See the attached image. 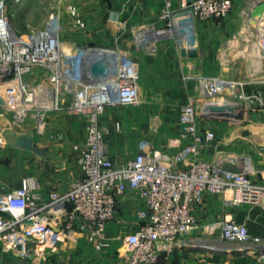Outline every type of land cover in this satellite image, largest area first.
I'll use <instances>...</instances> for the list:
<instances>
[{
    "label": "built area",
    "instance_id": "obj_1",
    "mask_svg": "<svg viewBox=\"0 0 264 264\" xmlns=\"http://www.w3.org/2000/svg\"><path fill=\"white\" fill-rule=\"evenodd\" d=\"M20 1L0 0V56L13 54L10 61L0 59V79L18 78L22 98H28L29 107L34 105L42 111L35 115L38 126L43 128L45 113H64L83 119L85 136L73 145L79 173L65 191L52 190L47 199H42L37 193L38 178L25 175L19 186L0 193V211L5 213L0 214V253L39 263L82 233L97 251L117 241L122 264H170L174 247L187 243L186 236L200 228L196 208L207 194H221L228 207L264 208V183L252 179L250 169L236 170L217 160L198 159L201 147L215 138L212 130L198 126L200 112L210 103H229L228 99H215L227 89L246 108L256 100L263 104L259 90H249L247 81L198 76L196 94H189L180 107V133L168 139L167 148H155L143 140L133 158L117 163L105 143L107 128L101 118L107 107L138 103L141 89L137 61L115 47L70 45L62 39L66 27L60 8L49 13L42 29L19 33L6 8ZM161 1L162 25L150 22L132 29L137 48L150 49L163 33L173 38L179 28L175 18L186 11L189 20L180 21V27L186 22L191 25L197 20L224 18L234 4L233 0H178L176 9V0ZM259 2L264 0L251 2L241 14L253 25L256 44L264 51V9L254 23L250 22V12ZM66 12L73 18L74 28H85L73 4L66 6ZM26 76H31V83L26 82ZM202 92L214 101L199 104L196 97ZM4 144L0 134V149ZM127 192L141 200L142 208L136 212L140 224L128 234L109 237L107 224L117 215L119 197ZM207 226L211 232L219 231L227 242L260 240L251 237L244 222L229 215Z\"/></svg>",
    "mask_w": 264,
    "mask_h": 264
},
{
    "label": "crops",
    "instance_id": "obj_2",
    "mask_svg": "<svg viewBox=\"0 0 264 264\" xmlns=\"http://www.w3.org/2000/svg\"><path fill=\"white\" fill-rule=\"evenodd\" d=\"M45 1L44 20L43 17H36L30 9L31 15L28 18L33 27H43L41 23H45L49 13L60 8L62 22L66 27L62 39L70 45L115 47L133 58L138 63L141 92L144 91L146 99L155 102L175 101L182 105L189 94H196L198 76L215 75L224 79L225 75L226 78L236 81L242 78L244 73L241 70L244 63L247 64V60L233 58V55L243 52L244 46L255 37V30L254 32L242 29L224 30V23H228L227 26L230 27L232 24L230 16L238 14L235 8L241 13L242 9L247 10L251 2L258 0H233L234 9L224 18L197 20L194 22L195 30L190 28L192 26L190 23H186L190 26L187 43L183 42L181 30L178 29L174 36L178 47L174 45L173 38L163 37L157 47L151 50L135 46L132 29L150 22L156 26L162 25V21L159 20L161 0ZM68 4H73L77 8L79 16L85 23L84 29L78 30L73 27V18L66 12ZM179 4L180 2L176 0L173 7L177 9ZM240 16L243 24L244 17L242 14ZM234 32L237 35L236 39H233ZM191 48L197 50V56L188 57L182 54L183 49L187 53ZM255 86L256 83L251 87L248 85V89H254ZM165 87H170V91ZM262 88L264 89V86ZM117 107L105 111L101 120L107 128L105 143L111 158L117 163H123L138 152L140 141L149 133V126L143 125L147 122L146 109ZM61 114L64 116L56 114L53 118L55 121L49 124L55 123L61 128L69 141L67 139L64 143L40 144L39 147L44 151L41 155L35 154V159L28 157L26 152L30 150L26 148H21L24 153H19L14 146L0 152V193L19 186L20 179L25 175L38 178L40 187L37 193L42 199H47L48 193L52 190L65 191L68 188L71 180L79 173L78 163L66 157V151L70 147L68 143L73 145L80 143L85 136V129L81 117ZM178 114L179 112L170 117V121L174 118L171 128L160 125L161 135L153 139L155 148H167L168 139L179 135ZM65 116L71 120H62ZM116 123L119 125L118 128ZM198 126L215 133V138L201 147L198 159L217 160L222 165L236 170L250 169L249 176L264 183V151H259L264 147V129L224 125V120L212 119H202ZM247 132L249 134L245 136ZM53 157L57 161H53ZM140 208L141 200L133 192L120 196L117 215L107 224V235L115 238L134 231L140 224L136 216ZM196 214L201 226L190 233L194 237L196 234L207 235L206 232H211L207 226L209 223L218 222L225 215H229L238 222H244L251 237H259L260 240L256 242L250 238L246 242H229L221 249L223 252L221 254L212 251L211 247L204 243L187 242L185 244L191 247L182 244L174 247L170 254V264H264L263 207L248 205L228 207L223 203L221 194H207L203 203L197 206ZM117 249L118 242L113 240L108 247L97 251L82 233H78L74 239L60 245L47 259L50 261L49 264H122ZM10 259H12L10 256L0 253V264H7ZM17 260L20 261L11 264L28 262L23 259Z\"/></svg>",
    "mask_w": 264,
    "mask_h": 264
},
{
    "label": "rangeland",
    "instance_id": "obj_3",
    "mask_svg": "<svg viewBox=\"0 0 264 264\" xmlns=\"http://www.w3.org/2000/svg\"><path fill=\"white\" fill-rule=\"evenodd\" d=\"M45 0H21L19 3L16 4H8L6 8V12L10 16L11 23L13 27L19 32V33H31L32 31L35 30H40L44 27L45 23H41L43 27H33V25L30 24L29 21V16L31 15V10L33 11V14L36 17H43L44 20V15L45 13ZM31 9V10H30ZM234 8H232L231 12L233 11ZM236 14L235 16L232 15L230 16L232 24L230 27L227 26L226 23H224V30H244L246 32H254V29L245 21L243 20V24H241L242 17L240 16V10L236 9ZM230 12V13H231ZM46 22V21H45ZM40 24V25H41ZM63 25H65L63 23ZM191 29L195 30V25L191 24ZM38 26V25H37ZM169 33H163L160 35V39L153 44L150 48L154 49V47H157L159 44V41L163 39V37H169ZM236 32L233 33V39H236ZM174 39V45L178 47L177 39L173 37ZM238 40V39H237ZM225 55V53H224ZM233 58H238V59H243L247 60V64L244 63V68L241 70V72L244 73V76L237 81H247L250 87L256 83L257 86L255 88H251L249 90H259L260 93L262 94V100L264 101V89L262 88L264 86V51L261 50L255 41V37L252 38V41L246 44L244 46V51L241 53H236L233 55ZM250 62V64H249ZM0 63H3V61L0 60ZM38 73H41L38 71ZM12 78V76H8L6 78L0 79V134L1 131L5 128H10L18 133L21 134H26L32 139V144L34 146H38L40 144L44 143H53V142H59V143H64L65 141L67 142V136L63 132L61 128H58V126L55 125V123H50L49 122H54L55 120L53 119L54 116L57 114L59 115L58 112H47L43 116V128H41L39 125V121L36 120V116L38 113L42 114V111L39 110L38 108H35L34 105L29 107V110H26L24 114L22 115V118L24 119H17L15 115V111L12 109V103H11V98H9L8 91H5L6 88H10V86L7 85L8 81ZM228 78L225 77L224 75V80ZM32 78L31 76H26V82L31 83ZM236 81V80H233ZM150 88V87H149ZM167 91L169 90L170 87H165ZM164 88V89H165ZM170 91V90H169ZM229 89L225 90L224 93H220L219 95L215 96V99H228L229 103H232L236 106L239 107V110L237 112L233 113H238V116H233L234 114L227 113L226 115L228 116L227 120H224V125H230V126H237V127H249V128H262L264 129V103L261 104L258 100L252 104L250 108H246L244 103L238 104L236 99L233 97V95H230ZM12 92V91H10ZM224 94V95H223ZM197 100L199 104H203L205 101L206 102H213L212 97H208L202 92L199 94L197 97ZM223 107H228L226 102L221 103L219 106ZM180 103L175 102V101H164V102H155V101H150V99H146L144 96V91H140V99L136 105H130V106H118L117 108L119 109H129V108H144L146 109L147 113V122H145L143 125H148V135L144 137L141 141H148L151 145L153 144V139L155 137H158L161 135V126H170L173 124L174 118L171 120L170 117H173L174 114L179 112L180 108ZM113 107H107V110L112 109ZM231 111V110H229ZM37 114V115H36ZM36 115V116H35ZM61 116H64L63 114L60 113ZM34 116V117H33ZM62 120L67 121L71 120L68 117H62ZM202 120V119H200ZM56 126V127H54ZM166 126V127H167ZM50 131V132H49ZM248 131V130H247ZM249 133H245V136H247ZM2 135V134H1ZM5 140V138H4ZM69 141V139H68ZM70 144L69 149L66 151L67 155L66 157L70 159L71 161H75L78 163V154L77 151L73 148V143H68ZM10 145L6 142L4 146L0 149V152L4 149L6 151L10 148ZM19 150V153H24V151L21 148H24L23 146H14ZM12 149V148H10ZM259 151H264V147L262 149H259ZM28 153V157H32V159L36 158L35 153L31 149L30 151L26 152ZM53 161H57L55 157L52 158ZM61 160V159H60ZM49 161V160H48ZM56 163V162H55ZM59 164V162H57ZM76 176V175H75ZM208 233L207 235H200L196 234L195 237L192 234H189L186 236V242L188 243H193L194 241L197 243H204L206 245H209L212 249V251H217L218 249L224 248V245H227L229 242L224 241L221 239L219 235V231H213V232H206ZM12 259L7 261V264H11V262H18L20 260ZM53 261V259H52ZM28 261L26 264H49L50 261L48 259L46 261H41L39 263H29ZM54 262V261H53ZM20 263V262H19ZM22 263V262H21Z\"/></svg>",
    "mask_w": 264,
    "mask_h": 264
},
{
    "label": "water",
    "instance_id": "obj_4",
    "mask_svg": "<svg viewBox=\"0 0 264 264\" xmlns=\"http://www.w3.org/2000/svg\"><path fill=\"white\" fill-rule=\"evenodd\" d=\"M264 9V2H259L257 5H255L251 12H250V22L254 23L255 22V17L260 15ZM183 55H187L188 57H195L198 55L197 50L195 48H191L187 53L184 51V49L181 51ZM225 107L221 106H215V107H206L204 108L200 114L199 117L200 119H212V120H227L228 116L226 115L227 113L234 114L233 116H238V113H233L229 110H224ZM229 113V114H230ZM2 136L5 138L6 142L10 145L14 146H23L26 149L33 150L35 154L41 155L43 153V148H40L38 146H34L32 144V139L26 134H21L18 133L10 128H5L1 131ZM1 215H5L4 212L0 211ZM183 246H188L189 244H182ZM191 247V245H189ZM217 254L223 253L221 249H218Z\"/></svg>",
    "mask_w": 264,
    "mask_h": 264
},
{
    "label": "bare ground",
    "instance_id": "obj_5",
    "mask_svg": "<svg viewBox=\"0 0 264 264\" xmlns=\"http://www.w3.org/2000/svg\"><path fill=\"white\" fill-rule=\"evenodd\" d=\"M178 17L179 16H177V18H175L176 21H177V23L179 24V28L178 29L181 30L180 32H181V35L183 37V42L184 43L185 42L187 43V39H189L188 38V35H189V32H190L188 30V28L190 26L187 25V24H185V23H183L181 25V27H180V24H181L180 21H182V20H186V21L189 20V14L186 11V12H184V15H182L180 18H178ZM249 25L250 26H253L251 24H249ZM12 55L13 54L11 52L10 53H6L4 56L3 55L0 56V59H3L4 61H10L13 58ZM7 85L10 86V88L9 87L6 88L5 91H8L9 92L8 96H9V98H11V103H12V106L11 107L15 111V114L18 115V118H20L24 114V112L26 110H29V102L30 101H28V98L26 100L22 98V91L23 90H22V86H21L18 78H16L15 80L8 81ZM10 91H12V92H10ZM227 105H228V107L227 108L225 107L224 110H226V109L227 110H230L231 109L232 112L233 111H236L237 112V110H239V107L236 106V105H234V104H232V103H227ZM215 106L221 107L219 105H214L213 103H210L209 104V107H215Z\"/></svg>",
    "mask_w": 264,
    "mask_h": 264
}]
</instances>
